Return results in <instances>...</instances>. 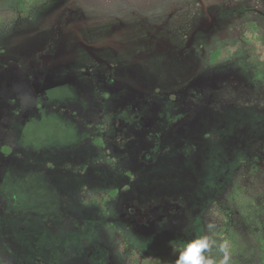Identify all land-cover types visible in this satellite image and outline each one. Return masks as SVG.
<instances>
[{
  "label": "rangeland",
  "instance_id": "1",
  "mask_svg": "<svg viewBox=\"0 0 264 264\" xmlns=\"http://www.w3.org/2000/svg\"><path fill=\"white\" fill-rule=\"evenodd\" d=\"M194 241L264 264V0H0V264Z\"/></svg>",
  "mask_w": 264,
  "mask_h": 264
},
{
  "label": "trees",
  "instance_id": "2",
  "mask_svg": "<svg viewBox=\"0 0 264 264\" xmlns=\"http://www.w3.org/2000/svg\"><path fill=\"white\" fill-rule=\"evenodd\" d=\"M218 54L219 53H216V54L213 53L211 55L210 61L216 62ZM115 197H116V193H110L103 198L91 197L90 199H91V202L99 204L102 208H106V204L110 202L112 199H114ZM127 214L130 217L131 216L134 217L136 214V210L132 208L127 212ZM132 252L136 253L135 250H133ZM143 263L144 264H170V258L168 254H161L158 256H148L143 260Z\"/></svg>",
  "mask_w": 264,
  "mask_h": 264
},
{
  "label": "clouds",
  "instance_id": "3",
  "mask_svg": "<svg viewBox=\"0 0 264 264\" xmlns=\"http://www.w3.org/2000/svg\"><path fill=\"white\" fill-rule=\"evenodd\" d=\"M200 243L199 241H194L189 244L179 257L177 264H202L203 257L198 254L201 250Z\"/></svg>",
  "mask_w": 264,
  "mask_h": 264
}]
</instances>
